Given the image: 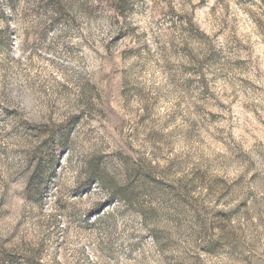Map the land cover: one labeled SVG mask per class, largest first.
<instances>
[{
	"label": "rangeland",
	"instance_id": "374dc122",
	"mask_svg": "<svg viewBox=\"0 0 264 264\" xmlns=\"http://www.w3.org/2000/svg\"><path fill=\"white\" fill-rule=\"evenodd\" d=\"M0 264H264V0H0Z\"/></svg>",
	"mask_w": 264,
	"mask_h": 264
},
{
	"label": "trees",
	"instance_id": "16d2710c",
	"mask_svg": "<svg viewBox=\"0 0 264 264\" xmlns=\"http://www.w3.org/2000/svg\"><path fill=\"white\" fill-rule=\"evenodd\" d=\"M36 173H37V170H36V172L34 173V175L32 176V178L35 176ZM38 173H39V172H38ZM32 182H33V179H32ZM32 182L30 183L31 185H33ZM37 185H38V186H37ZM37 185H36V187H35V186H34V187L37 188V189H40L39 184H37ZM31 187H32V186H31ZM37 189H36V190H37ZM34 190H35V189H34ZM36 190H35V191H36Z\"/></svg>",
	"mask_w": 264,
	"mask_h": 264
}]
</instances>
